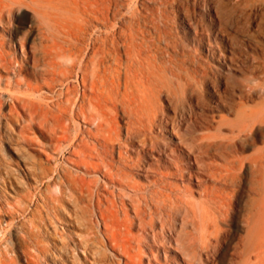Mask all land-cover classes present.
I'll use <instances>...</instances> for the list:
<instances>
[{
    "label": "rangeland",
    "instance_id": "obj_1",
    "mask_svg": "<svg viewBox=\"0 0 264 264\" xmlns=\"http://www.w3.org/2000/svg\"><path fill=\"white\" fill-rule=\"evenodd\" d=\"M44 1L46 28L28 0H0V57L21 69L20 83L36 86L8 88L5 72L15 71L0 70V264H125L122 246L134 264H240L260 187L249 182L250 159L264 148V123L238 140L230 123L264 109V0ZM44 28L57 43L68 31L74 46L104 50L115 102L100 128L76 66L44 79ZM182 140L199 153L189 170L200 182L191 178L187 193L177 176L170 187L152 183L161 147ZM98 157L146 164L147 179L130 167L126 185L111 183ZM228 162L235 169L219 185ZM203 187L229 197L224 216L201 203ZM200 206L217 242L202 231Z\"/></svg>",
    "mask_w": 264,
    "mask_h": 264
},
{
    "label": "bare ground",
    "instance_id": "obj_2",
    "mask_svg": "<svg viewBox=\"0 0 264 264\" xmlns=\"http://www.w3.org/2000/svg\"><path fill=\"white\" fill-rule=\"evenodd\" d=\"M13 4L16 5L15 10L17 11L21 3L13 2ZM44 4H45L44 0H28V4L26 5V7L29 8V10L32 12V16L37 19V22L40 25H43V26L45 25V28H46L48 16L45 11ZM2 8L6 10V13L8 16H11L13 14L14 8H12L11 6L5 7L4 5L2 6ZM31 23H32V19L30 18L29 24ZM45 28H44V31L40 30L39 33L42 39L44 40L46 39V41L47 39H49V41L47 45L42 46L40 50L41 64H37L40 66V68H42L41 73L44 76V79H47L50 82H52L56 78H58V76L61 79L65 78L69 70L72 68H75L76 66L77 75L79 77L80 84L82 87L81 95L82 97H88L87 98L88 106L95 114L94 120H97L94 126L96 129L100 128L102 117L105 114L104 110L107 109V105H110L113 107L114 102H115V97L112 95V92H111V90L115 88L114 87L115 84L113 83L112 79H110L109 82L107 80V77H112V76L110 74H107L109 76L104 74L105 72L109 73V68L108 67L105 68L104 66L105 64L103 60L104 50L94 43H91L89 46H85L83 48H78L74 46L70 41V39H73V34L68 31H64L60 33L57 30L62 36L61 42L57 43L53 39L54 36L51 33H48L47 29ZM31 60L32 62H35L34 58H31ZM58 60H61V62H59ZM11 65L12 63L9 60H5L4 58L0 57V70L1 71H5V70L7 71L8 67L13 69V66ZM13 70L15 71V73H12V77H9V75H7L8 73L5 72L7 82H5L6 85L4 84V86H7L8 88L12 87L18 91L23 90L25 92H29V91L36 89V86L33 87L28 82L20 83L18 81V78L21 77V74H20L21 69L19 67ZM0 82H1V77H0ZM249 90H254V87L252 85L249 86ZM85 92H87L88 94ZM23 94L25 95V93ZM26 95L28 96L29 94L27 93ZM83 109H84V106L82 104L79 106V112L81 114H83ZM90 118H92V116H90ZM263 123H264V109L262 111H256V110L249 111V113L245 114V116L242 118L237 117L235 123L234 122L230 123L231 128H232L230 131L231 140H238L242 138L247 133H249L251 130H253L254 128H258L260 124H263ZM181 143L182 145L186 147L185 148L187 150L186 153L185 152L183 153L182 150L179 148V145H181L179 143L172 144L171 145L172 147H169V146L161 147V154L164 156V160L162 158V162L159 161L160 162L159 167L161 168V170H157V172L154 173V180L152 183L155 185H161L162 187H170L171 184L169 180L177 176L178 180L176 181L179 182L183 191L187 193L189 191L186 185L188 184V181L191 178L196 181V184H195L196 186H198L200 182V180H198L196 176V173L198 172L197 169H195L196 167L194 168L195 170H192V171L189 170L190 169L189 166H191V163L189 161L190 157H192V160H193L192 162L195 165L198 163L199 153L197 152V149L195 148L194 145H189L187 142H184L183 140ZM233 145L234 144L232 143L231 146ZM197 146L199 147V149L201 148V145H197ZM152 147L156 149V145L153 142H150V148L152 149ZM263 152H264V148L260 150L257 149L255 154L250 159L251 170L248 171L249 172L248 174L249 182H252L253 184L258 185L260 187H258L257 189L258 191L254 189V191L257 192V196H256L257 199L253 200L254 204H253L252 210L247 214V217H246V221H245L246 235L244 237L245 238L244 244L242 243L243 249L241 251V254L243 255L242 256L243 258L240 264H264V156H263ZM174 153L180 154L181 158H178L177 156H175ZM148 157L149 156H147V158ZM158 158H159L158 160H161V157H158ZM98 159L100 163L94 164V165L97 168H99V170L102 172V176L106 177L111 183H115L118 185H126L125 180L127 179L128 176H131L129 170L132 167L136 168L137 171L142 172L143 179L145 180L147 179L145 175L146 174L145 169L147 168V165L142 164L141 166L142 169H139V166L141 164H139L138 163L139 161L137 160H135L134 162L129 161V163L123 160V161L117 162L114 165L111 162V160L107 162L104 158L98 157ZM237 162L241 164L242 160H239ZM113 165H114V168H113ZM161 165H164L163 168ZM234 169L235 168L231 162L226 163V165H224L223 168L221 169L225 173L220 176H217L218 177L217 184L222 185L223 183H226L225 177L226 176L231 177V174H233L232 170ZM220 189L221 188H218V189L214 188L213 189L214 191L213 190L208 191L206 187H203L202 191L205 197L201 203L205 204L207 208L212 206L211 208L213 209V211L216 213L217 216H224V214L226 213L229 207V197L227 195H222L221 194L222 192H220L221 191ZM164 197L166 200L168 201L170 200L169 199L170 196L168 194H165ZM206 207L200 206L202 231L206 233L205 235L207 237L214 236L215 238L216 237L215 223H214V220L209 216L210 214L208 210L206 209ZM215 242H217L216 238H215ZM122 250L124 254L126 255L125 264H134L133 258L128 253L129 248L127 249L126 247L122 246ZM250 258H252L253 260L251 261Z\"/></svg>",
    "mask_w": 264,
    "mask_h": 264
}]
</instances>
